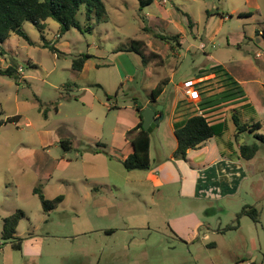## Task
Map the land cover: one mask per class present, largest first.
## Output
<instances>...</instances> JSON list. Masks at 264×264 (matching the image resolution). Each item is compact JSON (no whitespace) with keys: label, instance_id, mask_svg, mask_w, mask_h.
<instances>
[{"label":"rangeland","instance_id":"obj_1","mask_svg":"<svg viewBox=\"0 0 264 264\" xmlns=\"http://www.w3.org/2000/svg\"><path fill=\"white\" fill-rule=\"evenodd\" d=\"M101 1L99 18L79 9V30L62 31L48 19L40 33L25 23L32 45L12 34L0 47V69L11 60L17 69V79L0 75V264H264V146L250 161L240 159L245 178L220 199L205 187L198 198L183 195L179 181L188 177L178 167L179 181L164 173L156 184L148 180L159 162L170 161L166 117L150 133L149 169L122 165L135 104L166 78V93L186 79L197 82L199 99L179 97L187 113L177 110L174 119L197 112L203 98L216 100L231 80L246 102L225 101L209 121L222 123L233 106L242 123L258 122L264 134V0ZM174 35L180 44L160 39ZM41 37L60 54L42 48ZM131 40L161 59L143 67L121 51ZM79 55L90 58L75 72ZM14 116L17 122H5ZM229 118L215 141L233 154L235 145L256 140L248 132L234 138ZM34 189L63 200L44 212ZM245 207L257 210L258 222L240 215ZM18 210L24 217L16 238L5 241L3 220ZM17 241L19 250L10 246Z\"/></svg>","mask_w":264,"mask_h":264},{"label":"trees","instance_id":"obj_2","mask_svg":"<svg viewBox=\"0 0 264 264\" xmlns=\"http://www.w3.org/2000/svg\"><path fill=\"white\" fill-rule=\"evenodd\" d=\"M148 0L147 3H149ZM85 10L88 18L91 13H95L97 18L105 15L104 5L101 0H0V47L5 44L7 39L12 35H16L28 44L32 45L33 42L29 39L26 32L23 30V24L28 23L34 26L40 33L45 29V22L48 19L53 20L60 25L62 31L75 28L79 30V24L76 20V13L80 8ZM188 24H191L189 18H187ZM264 36V35H263ZM179 35L169 37H160L161 40H170L179 43ZM42 48L48 49L53 54H60L58 50L50 42L46 41L43 37ZM172 45V44H171ZM4 50H0V55ZM118 51V50H117ZM121 51L132 52L139 57L140 63L143 67H149V64L157 59H161L160 55L145 51V43L140 40H131L128 49ZM90 57L88 55H79L72 60L71 68L75 72H80L84 66V63ZM16 64L11 60V64L5 69H0V75L17 79ZM169 78L161 80L151 90L149 95V102L154 105L158 104V98L162 94ZM66 86H70L68 83ZM216 100L202 99L201 107L215 106L220 102H235V106L239 104L238 100L246 102L245 95L239 87L234 86L219 93ZM135 110L139 119V122L134 128L127 132L130 135L131 153L122 161L123 168L126 171L133 170H148L150 165L149 148H150V133L142 128L141 111L142 106L135 104ZM206 109V108H205ZM205 109H201L199 114L188 116L187 118L173 124V137L175 139V148L171 154L173 159L186 160V155L189 150L198 149L202 143L210 138L222 137L224 131L227 129L226 121L222 123H211L209 121V114L212 111L207 112ZM248 110V109H246ZM239 109L233 107L229 111V119L233 123L234 138H240L241 133H250L256 142L252 144H246L242 142L238 145V149L232 150L237 159L249 161L259 150L260 146H264V134H260L258 131L261 125L258 122L242 123L240 121ZM161 114L162 111L157 112ZM19 116L8 117L5 122H17ZM2 123L0 122V125ZM235 141V139H234ZM59 145L65 150L70 149V142L68 140L59 141ZM228 145V144H227ZM229 147V146H227ZM231 149V148H230ZM33 193L37 195L39 202L44 212H49L57 207V205L63 200L62 196H57L53 199H46L41 191L34 189ZM249 216L254 222H258V212L253 207H245L240 212V215ZM24 217V213L21 210L16 211L9 217L3 220L2 225V239L5 241L14 240L16 227L21 218ZM11 247L19 250L20 243L10 242Z\"/></svg>","mask_w":264,"mask_h":264},{"label":"crops","instance_id":"obj_3","mask_svg":"<svg viewBox=\"0 0 264 264\" xmlns=\"http://www.w3.org/2000/svg\"><path fill=\"white\" fill-rule=\"evenodd\" d=\"M228 76L229 75L227 74L226 79L228 78L230 79V76L229 77ZM170 82L171 80L169 79L168 83ZM230 83H231V87H234L235 84H237L231 80H230ZM174 88L176 90L174 93H166L163 90L162 94L158 98V101L163 94H164L163 99H165L166 101L164 102L162 101L163 103L161 101L158 102L157 105H162V110H161L162 113L158 114L157 113L158 111H157L155 114V117L162 115L163 117L161 120H163L166 117L168 121V129H169L168 136L170 137L171 141L173 140L172 147L169 153L170 156L167 157L168 159H170V161L159 162L157 166L153 169L152 174L150 173L148 175V180L153 181V183L156 184L159 182V179L162 181V177L164 173L168 180L179 181L177 174H176V169H175L176 167H178L180 172H183L188 177V179L185 177H181L179 181L181 185V191H182L181 193L183 195H186L188 197L198 198L199 197L198 191L203 187L207 189H211L212 192L209 194L211 198L220 199V197L222 198L228 195H232L233 188L235 187V183L245 178V171L243 169V165L240 163V159H237L235 156H232L234 157L233 159H235V160H232L231 158L232 153L226 154L225 151L223 150L220 151V149L218 148L220 146L215 141V138H210L204 141L202 145L196 150H189L186 155V160H176V159H173L171 156L175 148V145H176L175 139L172 138L174 123L179 122L187 118L188 116L201 113L200 112L201 109L206 108L205 109L206 111L208 110L211 111V109L217 106L215 110H217L216 112H218L220 111V109H222L223 104L225 105L227 101L223 102L222 104L218 103L215 106L213 105L214 107L207 106V107L202 108L201 105L199 107L195 105L196 106L195 110L197 112H193L187 117H184L181 119L180 118L174 119L175 112L177 110L187 113V111H184L185 107L181 106L182 103L178 102L179 97L180 98L183 97L182 93H180L181 88L179 89L178 85H175ZM171 94L175 95V99H172V101L169 100V97L171 96ZM208 99H211V98H207V100ZM147 103H151V102H149V100H146V102L142 105V109L145 108ZM231 108H233V106L225 110V112H227V115L225 113L227 117L229 115V111ZM161 120H159L158 123L155 125V127L152 129V132L154 131L156 127H158L159 122ZM138 122H139V119L137 120L135 125ZM235 147L236 149L233 148V150L237 151L238 146L235 145ZM153 172L155 173L153 174ZM186 179H187V184L185 181Z\"/></svg>","mask_w":264,"mask_h":264},{"label":"water","instance_id":"obj_4","mask_svg":"<svg viewBox=\"0 0 264 264\" xmlns=\"http://www.w3.org/2000/svg\"><path fill=\"white\" fill-rule=\"evenodd\" d=\"M161 110L162 105L154 106L151 103H147L145 108L141 111L142 128L148 133H151L152 129L155 127L158 121L162 119V115L155 117L156 112H160Z\"/></svg>","mask_w":264,"mask_h":264},{"label":"built area","instance_id":"obj_5","mask_svg":"<svg viewBox=\"0 0 264 264\" xmlns=\"http://www.w3.org/2000/svg\"><path fill=\"white\" fill-rule=\"evenodd\" d=\"M259 34H262V31ZM181 93L188 101H197L199 99L197 82L192 79L185 80L181 85Z\"/></svg>","mask_w":264,"mask_h":264}]
</instances>
